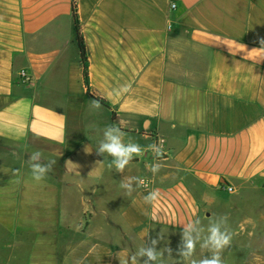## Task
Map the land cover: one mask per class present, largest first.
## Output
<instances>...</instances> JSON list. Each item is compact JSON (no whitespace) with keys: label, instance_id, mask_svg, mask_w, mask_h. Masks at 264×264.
I'll return each mask as SVG.
<instances>
[{"label":"crops","instance_id":"crops-1","mask_svg":"<svg viewBox=\"0 0 264 264\" xmlns=\"http://www.w3.org/2000/svg\"><path fill=\"white\" fill-rule=\"evenodd\" d=\"M93 96L107 106L92 109ZM109 125L145 150L123 173L96 151ZM159 141L156 158L148 145ZM35 151L58 163L59 180H32ZM223 214L225 259L250 264L264 225V0H0V248L24 250L1 264H119L116 253L157 237L162 264H190L176 255L184 228ZM205 256L197 245L191 259Z\"/></svg>","mask_w":264,"mask_h":264},{"label":"clouds","instance_id":"clouds-1","mask_svg":"<svg viewBox=\"0 0 264 264\" xmlns=\"http://www.w3.org/2000/svg\"><path fill=\"white\" fill-rule=\"evenodd\" d=\"M24 75L23 72L20 73ZM130 91L129 85H123L114 95L122 96ZM90 107L95 110L101 109L102 105L99 100H92ZM126 133L117 125H109L103 130V138L99 141L97 147L98 155L107 154L112 158L110 167H114L117 172L123 173L125 168L135 157L144 155V149L138 143L133 142L131 137H128L125 143ZM156 158H161L164 155L163 141L148 145ZM55 160H46L39 151L32 152L28 158L31 178L39 183L45 180L48 173L53 169ZM148 170L155 175L162 167L160 163L146 165ZM137 182V187H147L143 180L133 178ZM120 187L126 190L127 195H132L136 190L131 182L122 181ZM159 198V192L155 189L150 191L145 197L144 202L153 204ZM155 219V217H153ZM229 217L227 214L221 215L219 220L211 219L207 227V235L203 237L201 242V233L203 228L197 227L200 224L199 219L189 223L183 230L182 242L176 249V255L183 258V261H190V264H225L223 253L231 248L233 241V232L227 227ZM195 233V235H193ZM160 237L151 240L150 246H141L138 251L131 257L121 258L120 253H116L119 259V264H137V258L146 257L143 264H162L164 252L158 251L156 245ZM202 249L210 252L209 256L201 259H191L196 252L197 245ZM165 251L169 256L173 254V249L166 248Z\"/></svg>","mask_w":264,"mask_h":264},{"label":"rangeland","instance_id":"rangeland-1","mask_svg":"<svg viewBox=\"0 0 264 264\" xmlns=\"http://www.w3.org/2000/svg\"><path fill=\"white\" fill-rule=\"evenodd\" d=\"M59 168H58V163L56 162L54 165H53V169H52V172L50 174L51 177L53 178H56L57 180H59ZM261 200L260 199H253L249 204H248V215L249 216H252L253 218L257 217V216H260L262 215V212L257 210L259 207L257 206V204H261ZM257 207V208H256ZM220 218L216 219V220H219ZM238 221V219H237ZM208 227V226H207ZM207 227H204V231L201 233V236H202V239L204 236L207 235ZM252 229L250 227V230L248 232H250ZM1 233V232H0ZM168 236L172 235L173 237L176 236V233H173L172 234H167ZM255 237L256 239H254L252 242L253 243H250V241H248V246H251L253 248H256L255 250H260L262 251V253L259 255V256H255V257H252L251 260H250V264H264V225H261V228L256 230L255 232ZM202 242V240H201ZM245 243V242H244ZM199 246V244H198ZM13 250H10L8 247H5V248H0V255L3 257H8L9 254L13 253V254H18L20 256L24 255V250H17L15 247H13ZM206 253V256H209L210 255V252H208L206 249H203ZM10 251V253H9ZM254 254V253H253ZM5 255V256H4ZM240 254H237V255H233V257L231 259H225V255H223V259L225 261V264H243L244 260H242L240 258ZM2 258H0V264L2 263ZM258 258V259H257ZM4 259V258H3ZM195 259V258H193ZM201 259V258H200ZM198 260V259H197Z\"/></svg>","mask_w":264,"mask_h":264},{"label":"trees","instance_id":"trees-1","mask_svg":"<svg viewBox=\"0 0 264 264\" xmlns=\"http://www.w3.org/2000/svg\"><path fill=\"white\" fill-rule=\"evenodd\" d=\"M72 14L75 19V24H76V41L80 50V60H81V65H82V70H83V79L86 87L88 88V91L90 90L89 87V74H88V56H87V50L84 44V40L81 34L80 30V24H79V19L77 15V10L75 4L72 6ZM96 100H99V102L105 106H107L106 102L103 101L102 99L93 96Z\"/></svg>","mask_w":264,"mask_h":264},{"label":"built area","instance_id":"built-area-1","mask_svg":"<svg viewBox=\"0 0 264 264\" xmlns=\"http://www.w3.org/2000/svg\"><path fill=\"white\" fill-rule=\"evenodd\" d=\"M173 8H176V5H173ZM24 73V75H21V77H24V78H26L27 77V74H26V72H23ZM229 192H233V189L232 188H228L227 189Z\"/></svg>","mask_w":264,"mask_h":264}]
</instances>
